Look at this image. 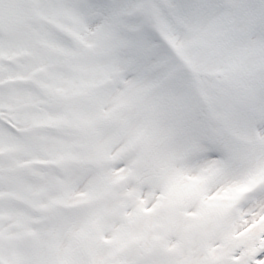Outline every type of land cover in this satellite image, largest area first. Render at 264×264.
Masks as SVG:
<instances>
[{
    "label": "snow or ice",
    "instance_id": "6c2138e0",
    "mask_svg": "<svg viewBox=\"0 0 264 264\" xmlns=\"http://www.w3.org/2000/svg\"><path fill=\"white\" fill-rule=\"evenodd\" d=\"M0 264H264V0H0Z\"/></svg>",
    "mask_w": 264,
    "mask_h": 264
}]
</instances>
